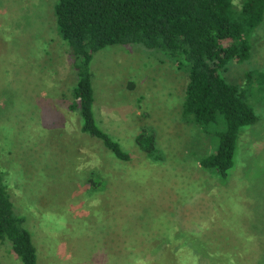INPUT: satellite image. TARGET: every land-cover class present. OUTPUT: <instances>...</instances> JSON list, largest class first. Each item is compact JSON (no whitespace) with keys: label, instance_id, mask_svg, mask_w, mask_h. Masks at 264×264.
<instances>
[{"label":"rangeland","instance_id":"374dc122","mask_svg":"<svg viewBox=\"0 0 264 264\" xmlns=\"http://www.w3.org/2000/svg\"><path fill=\"white\" fill-rule=\"evenodd\" d=\"M56 1L0 0V170L37 264H152L158 254L168 264H264V19L248 59L220 71L258 116L221 176L199 160L216 151L225 121L182 118L186 73L163 50L111 44L90 63L96 121L129 160L81 131ZM142 128L154 130L160 160L135 142ZM90 176L103 186L91 188ZM0 264H22L9 241L0 240Z\"/></svg>","mask_w":264,"mask_h":264},{"label":"trees","instance_id":"16d2710c","mask_svg":"<svg viewBox=\"0 0 264 264\" xmlns=\"http://www.w3.org/2000/svg\"><path fill=\"white\" fill-rule=\"evenodd\" d=\"M53 13L73 56L77 80L69 108L78 111L81 131L99 138L117 158H131L95 119L89 67L94 53L107 45L141 43L163 50L185 71L181 110L185 121L209 124L222 115L225 129L218 132L217 149L201 157L199 164L221 176L227 174L243 127L255 123L258 116L244 88L225 79L220 71L231 59L243 61L250 56L252 31L264 19V0H242L238 8L234 0H57ZM134 140L148 157L162 158L153 129L142 128ZM88 179L91 188L103 186L96 178ZM0 240L9 241L22 264H37L31 230L25 216L16 212L1 170ZM163 256L153 257L152 264H168L164 259L168 256ZM180 264L192 261L180 257Z\"/></svg>","mask_w":264,"mask_h":264},{"label":"crops","instance_id":"0c3cea01","mask_svg":"<svg viewBox=\"0 0 264 264\" xmlns=\"http://www.w3.org/2000/svg\"><path fill=\"white\" fill-rule=\"evenodd\" d=\"M93 105H94V101H93ZM95 106H96V102H95ZM121 114H123V115H125L126 113L124 112H122ZM111 115V114H110ZM99 118V117H98ZM112 118V121H113V123L115 122L116 123V125H118V127H120V125H119V120H120V115H116V116H114V117H111ZM78 119H79V116H77V126H79V122H78ZM96 119V118H95ZM120 129V128H119ZM106 131V130H105ZM108 132V131H107ZM138 132H136L135 133V135L137 134ZM135 135H134V139H135Z\"/></svg>","mask_w":264,"mask_h":264}]
</instances>
